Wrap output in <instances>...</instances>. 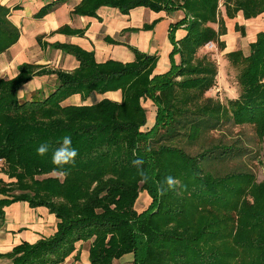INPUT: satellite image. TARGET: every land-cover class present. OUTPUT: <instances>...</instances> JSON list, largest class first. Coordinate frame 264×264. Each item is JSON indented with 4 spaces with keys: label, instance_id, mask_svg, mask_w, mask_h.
<instances>
[{
    "label": "trees",
    "instance_id": "16d2710c",
    "mask_svg": "<svg viewBox=\"0 0 264 264\" xmlns=\"http://www.w3.org/2000/svg\"><path fill=\"white\" fill-rule=\"evenodd\" d=\"M58 2L42 6L36 16ZM100 6L122 13L137 6L182 9L184 17L169 29L171 55L178 53L180 64L150 77L155 57L136 49L130 63L96 62L93 51L57 43L78 60L74 70L23 62L14 77L0 78V159L7 177L0 178V217L5 205L25 201L58 219L52 235L22 241L6 253L7 264L61 263L80 241H89V264H113L126 254L132 255L128 264H264V178L237 164L243 146L229 142L228 133L212 134L228 123L247 124L264 139V31L247 54H225L229 69L237 70L238 91L224 103L205 96L215 84V61L197 56L208 42L224 47L220 6L228 18L241 11L248 19L264 13V0H183L178 6L169 0H80L72 13L94 15ZM8 13L0 5V53L18 38ZM181 25L186 32L176 39ZM42 73L56 75L55 89L21 100L20 86ZM117 89L120 102H64L73 94L85 100ZM146 98L157 108L148 130ZM64 136L79 154L61 178L51 157ZM42 143L50 144L43 157L37 155ZM168 177L179 186L161 196L158 188ZM141 192L151 201L138 211Z\"/></svg>",
    "mask_w": 264,
    "mask_h": 264
},
{
    "label": "crops",
    "instance_id": "0c3cea01",
    "mask_svg": "<svg viewBox=\"0 0 264 264\" xmlns=\"http://www.w3.org/2000/svg\"><path fill=\"white\" fill-rule=\"evenodd\" d=\"M58 1L0 0V5L9 8L8 19L18 29L17 40L0 53V78L14 77L18 73V65L23 62L37 64L43 69H60L66 72L74 70L79 64L78 60L71 53L54 47L57 43L72 44L93 51L96 62L112 59L130 63L135 60L136 49L155 57L150 77L164 74L172 65L180 64V55L178 53L171 55L173 45L169 40V29L170 25L184 17L182 9L154 11L145 6H137L127 13H122L116 7L100 6L94 15H79L72 13V10L80 0ZM182 1L169 0V6H178ZM52 2L58 3L44 15L36 16L42 6ZM220 9L226 27V33L219 37L224 42V47L218 48L214 42L212 48L205 44L198 50L197 56L207 55L210 60L217 61L215 84L205 92V96L224 103L218 95L221 92L218 91L229 88L233 92L234 89L226 80V64L223 63L224 67L220 70V60L217 56L220 55L224 61L226 53L238 49L247 54L249 44L256 39V34L264 31V13L246 19L239 11L234 17L228 18L222 6ZM212 26L216 28V24ZM185 32L184 26L181 25L175 30V38L180 39ZM245 45L248 48L247 52ZM55 79L54 73L35 75L20 86L17 94L23 91V99H29L36 91H40L39 94L45 97L55 89ZM220 85L225 87L222 88ZM103 97L120 102L122 93L119 89L102 94L95 93L85 100H82L79 94H73L64 102L72 105L91 104ZM235 97L226 96V100ZM142 105L147 116L143 129L148 130L155 123L157 108L149 98L143 99ZM1 168L0 162V178L5 180L6 175ZM144 194L149 197L146 192ZM57 222L55 215L44 206L30 207L25 201L5 205L0 217V264H7L10 261L6 253L22 241L33 243L42 237L52 235ZM83 244L85 241L77 242L75 251L63 262L56 264H89V242L86 248L82 247ZM76 253L77 258L74 257ZM126 255H130V260L132 259L131 254Z\"/></svg>",
    "mask_w": 264,
    "mask_h": 264
},
{
    "label": "rangeland",
    "instance_id": "374dc122",
    "mask_svg": "<svg viewBox=\"0 0 264 264\" xmlns=\"http://www.w3.org/2000/svg\"><path fill=\"white\" fill-rule=\"evenodd\" d=\"M208 48V47H207ZM206 47L205 49L208 50ZM245 51L247 52V46H244ZM210 51V50H208ZM216 53V50H214ZM211 52V51H210ZM218 55V54H217ZM218 60H220V70L224 67V64H226L225 67V73H226V80L227 83L234 89L233 92H231V89H222L219 97L225 102L226 96H236L238 87L235 85V75L237 73V70L235 69L234 72L229 69L228 62L221 60V56H217ZM216 58V59H217ZM215 61V60H214ZM219 62V61H218ZM216 65H218L217 61H215ZM225 87V85H220ZM232 89V90H233ZM221 128V127H220ZM219 129V128H218ZM228 133L229 142H237L239 145L243 146V156H241V160L237 162V164L241 168H246L248 170H251L255 173L257 180H261L264 178V139H259L255 133L253 132V129L250 125H234L232 123H228L225 126H222V130H214L212 131V134L217 137L221 138L222 136H225ZM237 161V160H236ZM4 178L7 180V177L4 176ZM149 197L144 194V192L140 193V197L138 198L135 208L138 211H141L149 205ZM88 242L86 241L85 244H83L82 247H87ZM130 255H124L123 257L116 259L113 261V264H128L130 260Z\"/></svg>",
    "mask_w": 264,
    "mask_h": 264
},
{
    "label": "clouds",
    "instance_id": "9594fccd",
    "mask_svg": "<svg viewBox=\"0 0 264 264\" xmlns=\"http://www.w3.org/2000/svg\"><path fill=\"white\" fill-rule=\"evenodd\" d=\"M24 92L20 91L18 96L23 99ZM50 150V144L42 143L37 148V155L43 157ZM78 150L72 146V138L70 136H64L59 142V147L52 151L51 161L55 166L54 172L61 178H66L68 173L65 170L66 166L73 165L78 156ZM136 163H140L137 161ZM142 179L147 181L148 176L141 173ZM179 186V181L173 177L166 178L164 184L158 188V193L163 196L169 190H175Z\"/></svg>",
    "mask_w": 264,
    "mask_h": 264
},
{
    "label": "built area",
    "instance_id": "2783aa9c",
    "mask_svg": "<svg viewBox=\"0 0 264 264\" xmlns=\"http://www.w3.org/2000/svg\"><path fill=\"white\" fill-rule=\"evenodd\" d=\"M206 45H207L209 48H212V47L214 46V44H213L212 42H208ZM0 162H1V159H0Z\"/></svg>",
    "mask_w": 264,
    "mask_h": 264
}]
</instances>
